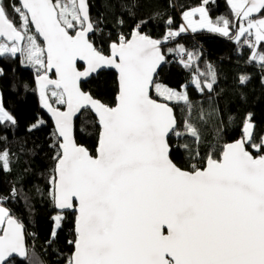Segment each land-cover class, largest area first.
<instances>
[{
	"label": "snow or ice",
	"instance_id": "1",
	"mask_svg": "<svg viewBox=\"0 0 264 264\" xmlns=\"http://www.w3.org/2000/svg\"><path fill=\"white\" fill-rule=\"evenodd\" d=\"M208 3L202 0L184 11L187 27L177 31L171 30L169 17L164 40L187 28H208L248 48L250 59L264 68V0H226L234 19L215 21ZM127 11L114 13L118 28L126 23ZM103 19L102 13L92 19L89 0H0V57L20 54L36 68L41 101L55 123L48 195L59 212L48 245L71 211L74 237L64 264H264V154H259L264 137L255 141L254 125L246 121L243 138L225 145L219 159L211 152L201 156L199 130L187 119L178 122L168 103L149 94L155 86L163 100L192 105L187 91L154 83L165 61L162 41L145 33L147 21L141 20L127 34L117 31L114 39L109 34L105 54L90 39ZM179 53L181 63L191 67L192 54L182 46ZM78 61L85 63L84 70ZM104 69L118 73L115 106L82 90V81ZM199 75H205L203 82ZM199 75L193 80L196 88L211 93L215 73L209 68ZM246 80L241 77V83ZM50 98L65 110L53 107ZM89 108L100 126L95 155L73 137L74 117ZM5 124L16 121L0 103V125ZM170 133L192 138L194 147L181 146L197 161L190 169L172 159ZM0 168L11 170L7 150L0 153ZM17 195L13 187L11 197ZM0 264H30L24 225L3 200Z\"/></svg>",
	"mask_w": 264,
	"mask_h": 264
},
{
	"label": "trees",
	"instance_id": "2",
	"mask_svg": "<svg viewBox=\"0 0 264 264\" xmlns=\"http://www.w3.org/2000/svg\"><path fill=\"white\" fill-rule=\"evenodd\" d=\"M89 4L94 21L98 14L104 15L91 40L97 47H103L105 54L110 43L109 34L113 39L117 31L127 34L141 20L147 21L143 31L162 41L166 63L156 81L180 92L187 91L192 101L190 109L183 102L170 104L175 109L178 122L187 119L199 130L201 156L211 152L219 159L225 145L243 138L247 120L254 125V140L258 142L264 137V68L250 59L248 48L229 37L206 30L164 40L169 31L166 23L169 17L173 21L171 30H178L183 23V12L201 5L202 0H89ZM207 7L215 18L234 19L226 0H209ZM125 8L128 10L124 16L126 23L118 28L114 13ZM178 46L192 54L191 67L181 63ZM184 60L187 61L188 57L185 56ZM209 68L215 73L216 82L211 93H201L193 80L199 74H207ZM37 75L36 69L26 65L20 54L15 58L0 57L1 103L16 121L15 125H0V153L8 151L11 169L5 171L0 168V200L24 225L30 264H64L72 252L68 241L74 237L75 213L64 214L57 238L49 246L47 242L55 227L53 218L58 214L48 195V178L55 154L52 145L57 136L39 95ZM201 76L203 82L206 77ZM242 76L247 77L245 83H241ZM82 88L114 106L118 93L117 75L114 71H103L83 83ZM155 94L154 89L152 95L161 100ZM33 125L37 127L33 128ZM178 130L185 132L183 127ZM99 132L97 118L91 111H84L76 121L77 143L95 155ZM170 145L171 157L178 166L187 170L197 162L191 160L188 151L181 147H194L191 137L173 134ZM248 150L258 155L254 149ZM198 166L203 167L204 161L201 160ZM13 187L18 192L15 198L11 197Z\"/></svg>",
	"mask_w": 264,
	"mask_h": 264
},
{
	"label": "water",
	"instance_id": "3",
	"mask_svg": "<svg viewBox=\"0 0 264 264\" xmlns=\"http://www.w3.org/2000/svg\"><path fill=\"white\" fill-rule=\"evenodd\" d=\"M91 35H92V33H90V39H91ZM40 42L43 43V42H42V38H40ZM161 51H162V44H161ZM165 63H166V56H165V61L162 62V63L160 64V66L157 68V73L154 75V83L156 82V80H157V78H158V76H159V74H160L162 68L164 67ZM77 67H78L79 70H84L85 67H86V65H85V63H84L83 61H78V62H77ZM103 71H114V72L116 73V75H117V81H118V73H117V71H116L115 69H104V70H101L99 73H101V72H103ZM99 73H98V74H99ZM98 74H97V73H94L91 77L87 78L85 81H82L81 84L88 82V81L91 80L93 77H96ZM50 76H51V78H53V79L56 78V77L54 76V74H50ZM82 90L85 91L83 88H82ZM153 90H154V86H153L152 89H150V93H149L150 96H151L153 99H156L158 102L168 103V102H165V101L159 100V99H157L156 97H154V96L152 95ZM85 92H87V91H85ZM88 93H90V92H88ZM90 94H91V93H90ZM91 95H92V94H91ZM93 97H94V96H93ZM94 98H95V97H94ZM96 99H98V98H96ZM168 104H169L170 107L173 108V110H174V114L176 115V113H175V109H174L173 105L170 104V103H168ZM52 105H53V104H52ZM114 106H115V105H114ZM53 107H57V106L53 105ZM59 108H60L61 110H65V109H64V106H63V108H62V107H59ZM86 110L91 111V112L93 113V115L95 116L94 111L91 110V109L89 108V109H84V110H82L81 113L77 114V116L74 117L73 137H74L75 140H76V121L81 117V115L83 114V112L86 111ZM46 111H47V113L49 114V116H50V118H51V120H52V122H53V124H54V126H55L54 119H53L51 113L47 110V108H46ZM95 117H96V116H95ZM96 118H97V117H96ZM97 121H98V120H97ZM98 125H99V123H98ZM99 127H100V126H99ZM55 130H56V129H55ZM172 135H173V133H170V134H169V139L171 138ZM239 140H240V139H239ZM236 141H238V140H236ZM236 141H234V142H236ZM76 142H77V140H76ZM234 142H231V143H234ZM77 144H78V143H77ZM229 144H230V143H229ZM78 145H81V144H78ZM81 146L85 147L84 145H81ZM85 148H86V147H85ZM170 148H171V153H172V147H171V145H170ZM88 151H89V150H88ZM249 151H250V150H249ZM89 152H90V151H89ZM250 152H251V151H250ZM90 153H91V152H90ZM251 153H252V152H251ZM91 154H92V153H91ZM252 154L255 156L254 153H252ZM56 210L59 212L58 209H56ZM69 212H71V211H69ZM72 213H74V212H72ZM24 229H25V228H24ZM25 244H26V247H27V250H28L27 238H26V232H25Z\"/></svg>",
	"mask_w": 264,
	"mask_h": 264
},
{
	"label": "rangeland",
	"instance_id": "4",
	"mask_svg": "<svg viewBox=\"0 0 264 264\" xmlns=\"http://www.w3.org/2000/svg\"><path fill=\"white\" fill-rule=\"evenodd\" d=\"M200 6V5H199ZM197 7V6H196ZM195 8V7H194ZM206 8L208 9V7H207V5H206ZM192 9V8H191ZM188 10H190V9H188ZM208 15H209V17L213 20V21H215L217 18H215V17H213L212 15H211V12H210V10L208 9ZM227 18V17H226ZM194 20H199V14H197V16L196 17H194L193 18ZM182 20H183V23H182V25H184L185 27H187V22L186 21H184V19H183V14H182ZM204 30H206V31H209L208 30V28H199V27H197V30L195 31V32H193L192 30H191V28H187V30L185 31V32H182L181 34H184V33H197V32H201V31H204ZM174 31H177V30H174ZM209 32H212V31H209ZM219 34V33H218ZM181 46H178V48H180ZM175 51V50H174ZM176 52V51H175ZM18 55V54H17ZM25 62V64L26 65H28V66H32V65H29V64H27V62L26 61H24ZM32 67H34V66H32ZM35 68V67H34ZM36 69V68H35ZM200 80H202V76L200 75ZM155 84H159V85H161L162 87H167V86H165V85H162V84H160L158 81H156L155 82ZM167 88H170V87H167ZM154 89H155V86H154ZM170 89H173V88H170ZM173 90H175V91H179V90H177V89H173ZM180 92V91H179ZM155 96H158V94H157V92H156V90H155ZM161 100H163L160 96H158ZM51 101H53V103L51 102ZM165 101V100H164ZM166 102H168V103H172V102H175V101H166ZM50 103H52L53 105H55V106H57V107H60V105H58V104H56L55 103V100H54V98H50ZM247 121H250L251 122V120H247ZM252 123V122H251ZM253 124V123H252ZM3 206H5L4 204H3ZM6 207V206H5Z\"/></svg>",
	"mask_w": 264,
	"mask_h": 264
},
{
	"label": "crops",
	"instance_id": "5",
	"mask_svg": "<svg viewBox=\"0 0 264 264\" xmlns=\"http://www.w3.org/2000/svg\"><path fill=\"white\" fill-rule=\"evenodd\" d=\"M0 103H1V92H0Z\"/></svg>",
	"mask_w": 264,
	"mask_h": 264
}]
</instances>
